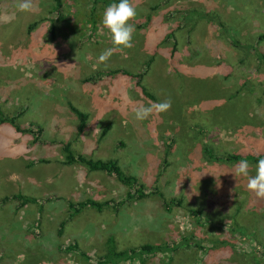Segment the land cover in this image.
<instances>
[{"label":"rangeland","instance_id":"374dc122","mask_svg":"<svg viewBox=\"0 0 264 264\" xmlns=\"http://www.w3.org/2000/svg\"><path fill=\"white\" fill-rule=\"evenodd\" d=\"M109 1L62 0L58 20L52 0L28 11L0 0V110L25 108L18 126L42 128L35 142L0 123V264H110V247L146 243L167 248L116 264H264V198L234 175L240 160L254 174L249 156L264 158V0H129L128 48L101 23ZM142 72L153 100L135 85ZM161 102L170 107L135 118ZM69 104L86 115L81 133ZM61 142L116 160L168 205L126 199L114 177L63 164ZM85 200L111 201L68 206Z\"/></svg>","mask_w":264,"mask_h":264},{"label":"trees","instance_id":"16d2710c","mask_svg":"<svg viewBox=\"0 0 264 264\" xmlns=\"http://www.w3.org/2000/svg\"><path fill=\"white\" fill-rule=\"evenodd\" d=\"M114 0H110L109 2H113ZM61 7H62V0H52V6H51V12L54 13L57 17V19L59 20L61 18ZM230 37V42L232 45L234 46H238L240 45V42L235 39L231 34H229ZM152 61V58H150L149 60H147L145 63V67H144V71L146 70V68L148 67V65L150 64V62ZM120 72L122 74H126L128 76H130L128 73H125L123 70H117L116 72ZM143 71V72H144ZM113 71H105L104 74L106 75H110L112 73H116ZM143 72L141 74H139V76L136 78L135 80V85L136 87H138L139 91L141 92L142 95H144L145 97L149 98V99H154V96L152 95V93H150L142 84H141V76L143 74ZM101 73L103 72H97L95 75L98 77ZM89 78H86L84 81H88ZM69 109L76 115L77 119H78V125H77V133H81L82 130L85 127V123H86V115L78 110L75 106L69 104ZM25 111V108H19L15 113H13L12 115H4L2 113V111L0 110V123L3 122H9L11 125H13V127L20 131V132H28L31 133L33 135V140L35 142L39 141L40 136H41V131L42 128L41 127H37L35 130H33V124H28L25 128H20L18 126V124L16 123L17 118ZM62 151L64 154V160L62 161L63 164H73V163H78L80 165H84L89 171L92 172H103L104 174L114 177L116 180H118V182L123 185L126 190H125V198L126 199H143L145 197L148 196V194H156L159 197L162 198V195L160 192H158L157 189L153 190L152 192H148L146 190L143 189L142 184H139L137 182V178L133 175H129L126 174L121 167L119 166V164L117 163L116 160L114 159H100V158H91V157H87L84 156L80 153H74L71 149H70V145L69 143H62ZM238 157L236 155H231L229 157H227V159H237ZM250 159H252L253 161H257L259 158L256 157H252L249 156ZM21 198L22 202H34L35 199L34 198H30V197H22L20 195H15V196H11V198ZM9 199V197H3L2 199H0L1 202H4L5 200ZM163 199V198H162ZM111 200H107L105 202H97V201H93V200H85V201H80L77 202L76 206L72 203H69L68 206L70 208H73L74 211H78V209L84 205H91L93 207H96L98 209H100L103 205H107L108 203H110ZM162 204L163 206H167L168 203L164 201V199L162 200ZM192 213H195L194 211H192ZM63 226V222L60 223L59 225V231L61 229V227ZM167 248V246H165ZM165 247H162L160 245H153V244H143L140 245L137 248H130L127 249L126 251H115V249H113L112 247H110L108 249V259L107 261H110V264H116L119 261H123V260H128L130 258H132L134 255H137L138 253L140 254H155L158 252H162L164 251Z\"/></svg>","mask_w":264,"mask_h":264},{"label":"clouds","instance_id":"9594fccd","mask_svg":"<svg viewBox=\"0 0 264 264\" xmlns=\"http://www.w3.org/2000/svg\"><path fill=\"white\" fill-rule=\"evenodd\" d=\"M32 7L31 0H21L18 9L28 11ZM136 16V9L131 6L129 0H114L104 10L101 23L111 34V40L117 48L131 47L134 26L130 21ZM112 54V49H106L98 58L99 62L107 60ZM152 107L157 111H165L170 107L169 102H161L154 106H140L134 110L135 118L146 119L152 112ZM234 175L246 178L247 189L257 198H264V158L256 161L254 174H250L249 162L240 160L235 166Z\"/></svg>","mask_w":264,"mask_h":264}]
</instances>
